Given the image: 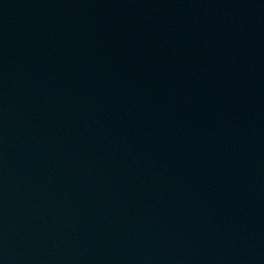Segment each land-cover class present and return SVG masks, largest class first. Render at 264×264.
Listing matches in <instances>:
<instances>
[{"label": "water", "instance_id": "1", "mask_svg": "<svg viewBox=\"0 0 264 264\" xmlns=\"http://www.w3.org/2000/svg\"><path fill=\"white\" fill-rule=\"evenodd\" d=\"M0 264H264V0H0Z\"/></svg>", "mask_w": 264, "mask_h": 264}]
</instances>
